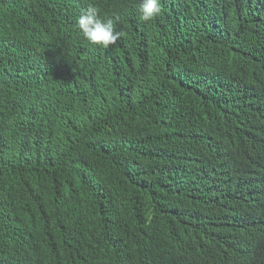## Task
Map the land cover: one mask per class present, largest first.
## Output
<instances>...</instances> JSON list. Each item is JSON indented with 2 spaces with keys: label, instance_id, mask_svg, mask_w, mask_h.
I'll use <instances>...</instances> for the list:
<instances>
[{
  "label": "trees",
  "instance_id": "trees-1",
  "mask_svg": "<svg viewBox=\"0 0 264 264\" xmlns=\"http://www.w3.org/2000/svg\"><path fill=\"white\" fill-rule=\"evenodd\" d=\"M139 3L0 0V264H264V0Z\"/></svg>",
  "mask_w": 264,
  "mask_h": 264
},
{
  "label": "clouds",
  "instance_id": "clouds-1",
  "mask_svg": "<svg viewBox=\"0 0 264 264\" xmlns=\"http://www.w3.org/2000/svg\"><path fill=\"white\" fill-rule=\"evenodd\" d=\"M163 11L162 0H140L139 19L143 22L153 21ZM119 17H103L101 9L89 4L78 16L76 25L82 36L91 44L104 49L116 45L122 33L116 30Z\"/></svg>",
  "mask_w": 264,
  "mask_h": 264
}]
</instances>
